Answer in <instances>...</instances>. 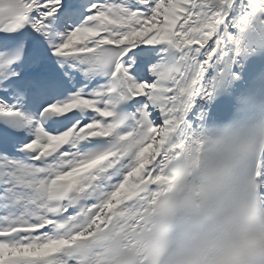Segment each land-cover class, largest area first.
Here are the masks:
<instances>
[{
    "label": "snow or ice",
    "instance_id": "6c2138e0",
    "mask_svg": "<svg viewBox=\"0 0 264 264\" xmlns=\"http://www.w3.org/2000/svg\"><path fill=\"white\" fill-rule=\"evenodd\" d=\"M246 70L264 0H0V264H140L169 146Z\"/></svg>",
    "mask_w": 264,
    "mask_h": 264
},
{
    "label": "clouds",
    "instance_id": "9594fccd",
    "mask_svg": "<svg viewBox=\"0 0 264 264\" xmlns=\"http://www.w3.org/2000/svg\"><path fill=\"white\" fill-rule=\"evenodd\" d=\"M264 91L245 89L224 119L170 145L139 237L140 264H264Z\"/></svg>",
    "mask_w": 264,
    "mask_h": 264
}]
</instances>
